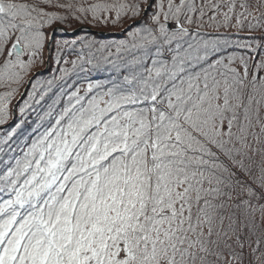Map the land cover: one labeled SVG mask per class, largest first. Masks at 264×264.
<instances>
[{"label": "snow or ice", "instance_id": "snow-or-ice-1", "mask_svg": "<svg viewBox=\"0 0 264 264\" xmlns=\"http://www.w3.org/2000/svg\"><path fill=\"white\" fill-rule=\"evenodd\" d=\"M57 10L139 23L44 87L26 78ZM26 84L0 134V264H264V0H0V125Z\"/></svg>", "mask_w": 264, "mask_h": 264}, {"label": "trees", "instance_id": "trees-1", "mask_svg": "<svg viewBox=\"0 0 264 264\" xmlns=\"http://www.w3.org/2000/svg\"><path fill=\"white\" fill-rule=\"evenodd\" d=\"M61 2H67V0H61ZM72 2L77 4H83L87 6L89 3H95L97 0H72ZM60 11L62 15L67 16V19L63 22L57 21L52 26H46L45 32L46 36L49 34L52 35L54 29L60 28L62 30H58L55 34V39L52 41L51 46V57L48 60L47 55L45 53V48L43 49V60L44 64L42 66L37 67L33 70V72L26 78H29L36 74L34 79H38L44 87H47L46 81L52 80L54 77H59L61 75L60 70L63 68L72 69V61H75L77 57L81 54L87 53L89 51L88 44L93 45L92 51H95L96 48H99L101 45L111 46L110 50L115 51V45L119 44L121 41L130 40V36L128 34L130 25L138 24L139 19L137 21L130 20L128 18L123 19L120 23L113 24L112 20L115 17V13L108 17L107 22L103 19L94 20L92 15L89 13L87 16L77 12L74 15L70 12H65L64 10ZM80 17L76 19L75 17ZM107 17L108 14H105ZM195 27V26H193ZM80 32L75 33L77 30L81 29ZM202 34L211 33L213 36L217 34H227L229 38L239 41L240 43L245 42L247 37H249L248 32H241L237 28H210L206 27L200 30ZM254 35H260L259 33H255ZM48 40V39H47ZM47 43V42H46ZM46 45V44H45ZM57 46H59V60L60 63H57ZM229 52H234L238 55L244 54L245 49L242 48H231L228 50ZM48 60V63H47ZM64 61H68L67 64ZM87 67V65H86ZM88 79L90 80H107L110 76V73L107 71H92L87 74ZM85 74L80 73L79 76L76 75L75 72H72L67 77V84H73V87L84 85L86 86L87 80L84 79ZM60 83L62 81L57 80L53 86L52 93H55L59 90ZM65 84V87H67ZM27 84L21 88L20 93L17 94L13 100L11 107L14 112L13 120L9 121L8 124L0 125V134L6 133L10 127H12L19 119V112L17 109V101L20 99L22 93L24 92ZM31 89L29 88L28 91ZM71 90V89H69ZM3 91V89H0ZM49 93V95H52ZM27 96L25 95L24 99ZM47 101V97L45 98ZM22 103V101L20 102ZM19 103V104H20ZM40 107V105H37ZM34 120V114H27V121L31 122ZM3 194H0L2 196ZM6 198V197H5ZM250 251V250H249Z\"/></svg>", "mask_w": 264, "mask_h": 264}, {"label": "water", "instance_id": "water-1", "mask_svg": "<svg viewBox=\"0 0 264 264\" xmlns=\"http://www.w3.org/2000/svg\"><path fill=\"white\" fill-rule=\"evenodd\" d=\"M58 30H62V29H60V28H56V29L54 30V32H53V34H52V36H51V41L49 42L48 46H49V45L52 43V41L54 40V38H55V34H56V32H57ZM81 30H82V28L79 29V30H77L75 33L80 32ZM47 63H48V61H47ZM35 77H36V75H35L31 80H33ZM31 80H30V81H31ZM29 88H30V85H27L26 88H25V90H24V92L22 93L20 99L17 101L16 105L19 104V103L22 101V98L24 99V97H25V95H26V92L28 91Z\"/></svg>", "mask_w": 264, "mask_h": 264}, {"label": "rangeland", "instance_id": "rangeland-1", "mask_svg": "<svg viewBox=\"0 0 264 264\" xmlns=\"http://www.w3.org/2000/svg\"><path fill=\"white\" fill-rule=\"evenodd\" d=\"M54 30H55V29H54ZM54 30H52V31L54 32ZM52 34H53V33H52ZM51 36H52V35H51ZM51 36H50L49 34L47 35V39H48V40L46 41L47 43H46V45H45V47H44V48H45V53H46V55H47L48 60H49L50 57H51V53H50V52H51V46H52V43L48 46L49 42L51 41ZM54 39H55V38H54ZM48 60H47V61H48ZM36 74H37V73H36ZM36 74H34L33 76H31L29 79L31 80ZM30 80H29V81H30Z\"/></svg>", "mask_w": 264, "mask_h": 264}]
</instances>
